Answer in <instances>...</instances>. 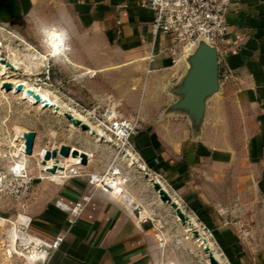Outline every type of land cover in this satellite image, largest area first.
Segmentation results:
<instances>
[{
    "label": "crops",
    "instance_id": "crops-1",
    "mask_svg": "<svg viewBox=\"0 0 264 264\" xmlns=\"http://www.w3.org/2000/svg\"><path fill=\"white\" fill-rule=\"evenodd\" d=\"M59 1L83 28L99 37L101 51L115 49L122 55V65L150 69L134 145L151 175L164 177L175 196L212 228L229 256L237 264H249L236 229L224 224V213L227 179L234 182L230 194L264 198V0H232L228 31L218 47L220 90L207 100L199 133L187 115L163 114L173 101L164 86L179 78L186 51L173 62L166 51L170 39L153 35V12L142 6L144 0ZM225 72L230 75L227 80H223ZM36 179H41L35 185L37 196L24 207L8 206L0 191V247L5 248L0 249V264H14L17 254L28 258L21 251L8 252L12 227L37 238L45 248L69 226V213L57 206V200L75 205L85 196L90 199L83 213L58 248H47L45 264H161V243L154 232L160 221L154 215L139 223L130 203L95 188L86 178L67 176L56 182L41 172ZM133 192L135 199L144 201L138 191ZM5 222L7 227L2 228ZM256 225L264 226V221L258 218Z\"/></svg>",
    "mask_w": 264,
    "mask_h": 264
},
{
    "label": "rangeland",
    "instance_id": "rangeland-1",
    "mask_svg": "<svg viewBox=\"0 0 264 264\" xmlns=\"http://www.w3.org/2000/svg\"><path fill=\"white\" fill-rule=\"evenodd\" d=\"M18 1L21 7L19 15L5 16L0 19V42L3 44H1V50L5 56L15 51L24 58V53L28 51L26 49L31 47L32 51H36L43 57V65L38 70L32 66L29 69L27 62L28 68H25L23 64L19 70H10L9 75L54 91L63 103L78 113L87 115L88 121L92 124L97 125L98 119L103 121L106 111L115 108L120 114L138 118L141 125L139 108L143 105L146 96V82L152 75L149 69L141 71L122 65L124 61L122 55L115 49L108 48V51H101L102 42L99 37L91 35L83 28L68 7L59 0ZM53 33L58 34L56 46L51 43L54 39ZM97 48L98 51L95 50ZM179 58H181L180 55ZM184 68L178 79L164 86L166 96L173 99L170 104L179 99L176 90L181 82ZM6 75H0V177L3 178L2 187L4 186L3 190L0 187V191L8 206L19 203L24 207L27 200L37 196L35 185L41 179H36V176H40L41 172L47 173L56 182L63 181V178L68 175L67 170L72 166V162H78L80 158L78 156L61 157L59 164L65 169H59L52 174L46 169L54 164V159L43 164L42 157L47 149L68 144L89 155L88 163L81 165L84 173L93 172L105 176L109 171L119 170L122 185L117 186V189L123 190L119 196L130 204H140L147 215L151 218L154 215L160 221L154 232L161 243H159L162 251L161 264H210L209 256L198 238H194L187 230V226L180 222L171 205L160 199L150 179L144 176L145 171L138 166L137 162L131 163L130 158L125 156V150L115 144L116 140L108 129L100 125L111 139L100 138L96 134H91L79 127L76 128L66 117L59 115L52 108H43L22 93L4 90L1 86V79L6 78ZM139 77L144 82L141 83ZM170 104L163 109L166 117L175 116L168 110ZM152 109H149L151 117L154 114ZM28 130H34L37 133L32 155L25 154L23 151L24 140L21 136ZM16 137L19 140H16ZM16 164L18 168L26 166L31 177L28 183L15 180L12 170L17 166ZM142 165L145 168V165ZM77 177L86 178L89 182L85 174ZM233 183V180L227 179L224 222L230 220L232 223L229 226L236 229L238 236L239 232L235 223L238 221L245 224L250 234L245 239L239 237V240L242 241L250 257L247 263L264 264V226L256 225L258 218L264 221V198L254 193L252 197L234 196L230 194L234 187ZM164 185L170 194L175 196L166 183ZM25 186L28 187L27 193L23 195L12 193L13 188L20 187L24 190ZM129 188L138 191L140 198L144 201H138L137 198L136 200L134 192ZM175 197L189 216L196 219L197 229L203 230L213 243L214 251L222 257L224 264H237L215 238L212 228L200 220L183 200ZM148 209L152 211V215L148 214ZM21 213H23L22 210ZM135 214L139 223L144 222L139 218L138 209L135 210ZM74 224L69 223V226L62 231L66 233V238ZM5 227H7V222L2 228ZM16 231V227H12L9 231L8 252L21 251L27 254L28 258L17 254L14 264H37L36 261L32 262L29 259L31 258L29 255L36 247L34 242L27 246L19 243L20 246L17 249L20 239L16 235V242L12 244V236L16 234ZM210 232H213V236ZM0 249L5 250L3 244ZM258 255L262 258H257ZM4 261L9 262V260Z\"/></svg>",
    "mask_w": 264,
    "mask_h": 264
},
{
    "label": "built area",
    "instance_id": "built-area-1",
    "mask_svg": "<svg viewBox=\"0 0 264 264\" xmlns=\"http://www.w3.org/2000/svg\"><path fill=\"white\" fill-rule=\"evenodd\" d=\"M231 5L232 0H144L142 2V6L150 8L153 12V35L155 37L165 35L170 39L171 43L166 48V51L172 56L174 63L180 59L179 55L181 57V53H183L184 50L193 49L200 38H205L210 43L216 45L217 48L224 42L228 31L227 14ZM1 51L3 52V50ZM0 57L4 58L6 56L4 54ZM148 59L151 63L154 59V55L151 54ZM229 77L230 75L228 72L223 74V80H227ZM97 122L110 131L116 140L115 144L119 148L134 152L137 156L138 165L143 167L142 164H144V170L148 171L145 160L132 141V137L135 135L140 125L138 118L127 117L117 111L116 114H114L112 110H107L104 120L101 121L98 119ZM81 168V165L70 166L67 170V176H82L85 174L88 176L89 182L95 188H100L106 192L119 195L117 186L122 185L119 170L109 171L105 176H102L99 173H84ZM12 171L15 180H22L28 183L31 179L25 165L22 168H18L17 165ZM155 177L162 180L171 189V186L162 175H156ZM3 187L1 190H3ZM27 189V186H25L24 190H21L20 187H15L12 189V193L23 195L27 193ZM89 199L90 196H85L82 202L75 205H68L62 200H57V206L69 213L68 221L70 225H72L83 213ZM131 205L135 210H139V218L141 221L151 219L140 204L134 203ZM224 223L230 225L232 222L226 220ZM235 226L238 229L240 238L245 239L249 236L250 231L244 223L237 221ZM210 235L213 236V232H210ZM65 239L66 233L61 232L56 237L55 241L50 244H45V248L41 246L40 243L37 244L36 251L29 255L31 257L29 259L32 260V262L36 261L45 264L48 256L47 248L56 249Z\"/></svg>",
    "mask_w": 264,
    "mask_h": 264
},
{
    "label": "water",
    "instance_id": "water-1",
    "mask_svg": "<svg viewBox=\"0 0 264 264\" xmlns=\"http://www.w3.org/2000/svg\"><path fill=\"white\" fill-rule=\"evenodd\" d=\"M20 9L18 0H0V19H3L5 16L15 17L19 15ZM184 59L186 65L181 75V82L176 90L179 99L170 104L168 110L172 114L187 115L191 121L193 130L199 133L206 112L207 100L216 95L220 90L219 51L216 45L210 43L205 38H200L191 53L185 56ZM2 61L14 70L12 64L4 59ZM3 87L8 92L11 90V85L8 83L4 82ZM22 88L23 86L21 85L17 86L15 89L16 93L21 92ZM43 107L51 108L52 104L45 101ZM55 109L58 110V107L55 106ZM64 116L82 130H90L91 134H96L86 122L76 118L72 113L65 112ZM36 137L37 133L34 130H28L22 134L21 138L24 140L23 151L25 154H33ZM16 140H19V138L16 137ZM70 156H80V160L72 162V165H86L89 160V155L86 152H80L78 148H73L68 144H61L59 147L55 146L47 149L43 155L42 163L46 164L48 160L54 159V164L46 170L50 173H56L59 169L64 168L63 165L59 164L61 159ZM138 166L144 170L141 165ZM144 176L150 179L154 190L159 193L160 199L174 208L180 222L183 225H190L193 230V237L199 238L206 243L200 230L191 226L189 214L172 197L170 192L163 187L162 183L148 171L144 172ZM204 251L209 256L210 264H221L209 245H204Z\"/></svg>",
    "mask_w": 264,
    "mask_h": 264
},
{
    "label": "bare ground",
    "instance_id": "bare-ground-1",
    "mask_svg": "<svg viewBox=\"0 0 264 264\" xmlns=\"http://www.w3.org/2000/svg\"><path fill=\"white\" fill-rule=\"evenodd\" d=\"M51 43H52V45L56 46L58 44L57 38L56 39L54 38L53 40H51ZM1 44H2V42H0V48L3 45V44L2 45ZM26 50H28L26 53L23 52L24 53V55H23L24 58H22L20 55H18V53H16L15 51H13L12 53L8 54L4 58L0 57V75L3 76L5 74H7L6 78L1 79L2 88H4L3 87V83L5 82V83H8V84L11 85V91H15L16 92V90H15L16 87L21 85V86H23V88H22V91L19 92V93L20 94L22 93L25 96H27L28 98H30L35 104H39V105H41V107H43V103L45 101H48V102H50L52 104V107H51L52 110L57 112L59 115L64 116L65 112L72 113L76 118L86 122L90 126V129L94 130L96 135H98L100 138L106 137L108 139H111L110 136H108V134L104 131L103 128H101V126L99 124L96 125V124L90 123L88 121V118L86 117L87 115L85 116V115H83L81 113H78L76 110L70 108L69 105H67L66 103H63L60 100V97L54 91H52V90H50V89H48L46 87H39L36 83H32V82H29V81L23 80V79L13 78V77H11V75H9V73H11L9 71L12 70V69L7 65V63H4L2 61L3 59L14 66V70L13 71L19 70L20 68H22L23 64H24L25 68H28V66L26 65L27 62L29 63V69H30V66H32V67H34L35 69L38 70L40 68V66L43 65V62H42V58L43 57L41 55H39L36 51H32L31 47L29 49H26ZM192 50L193 49L184 50V51H186V54L184 56H188L191 53ZM2 55H4V54L0 50V56H2ZM4 90H6V89L4 88ZM55 106L58 107V110L55 109ZM43 108H45V107H43ZM46 108H49V107H46ZM112 112L114 114H116L115 108H112ZM70 123H72V122L70 121ZM75 127L78 128L77 126H75ZM87 131L89 133H91L90 130H87ZM125 156H128L130 158V161H131L132 164L137 162L136 155L134 153H132L130 150H127V149L125 150ZM78 157L80 158V156H78ZM42 159H43V157H42ZM50 160H48V161H50ZM64 169L65 168H63L61 170H64ZM48 173H50V172H48ZM52 174H54V173H52ZM156 179L159 180L158 178H156ZM2 185H3V178L0 177V187H2ZM162 185H163V187L166 190H168L167 187L164 185V183H162ZM157 194L159 195L158 192H157ZM172 197L180 204V202L175 198V196H172ZM174 213H175V211H174ZM176 216H177V214H176ZM22 220L25 221L26 218H23ZM190 223H191L192 227H194V228L198 227L197 221L194 218H192L191 216H190ZM186 226H187V230L190 231L192 233V235H193V230L191 229L190 225H186ZM200 232H201V235L206 240V243H204L201 239L198 238V241L200 242V244L202 246H204L205 244L209 245L212 248V251L215 254V256L217 257V259L221 262V264H224V261H223L222 257L220 256V254H218L217 252L214 251L213 243L205 235L203 230L202 231L200 230ZM14 233H15V230H14ZM14 233H13V235H14ZM16 235H17V238H19L21 240V244L22 245H28L31 241L34 242V246H36L37 244L40 243V241L37 238L31 237V236H27L28 234L26 235V233L21 231V229L20 230L17 229L16 234L14 236H12V241H11L12 244H13V242H16V238H15ZM35 251H36V247H34L32 252H35Z\"/></svg>",
    "mask_w": 264,
    "mask_h": 264
},
{
    "label": "snow or ice",
    "instance_id": "snow-or-ice-1",
    "mask_svg": "<svg viewBox=\"0 0 264 264\" xmlns=\"http://www.w3.org/2000/svg\"><path fill=\"white\" fill-rule=\"evenodd\" d=\"M53 37H54V38H58V34L53 33ZM54 46H55V45H54Z\"/></svg>",
    "mask_w": 264,
    "mask_h": 264
}]
</instances>
